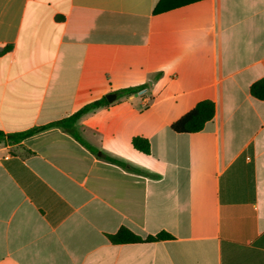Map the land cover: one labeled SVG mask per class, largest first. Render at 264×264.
<instances>
[{
	"label": "crops",
	"instance_id": "0c3cea01",
	"mask_svg": "<svg viewBox=\"0 0 264 264\" xmlns=\"http://www.w3.org/2000/svg\"><path fill=\"white\" fill-rule=\"evenodd\" d=\"M162 1L0 0L2 134L115 95L0 141V264H264V0Z\"/></svg>",
	"mask_w": 264,
	"mask_h": 264
},
{
	"label": "trees",
	"instance_id": "16d2710c",
	"mask_svg": "<svg viewBox=\"0 0 264 264\" xmlns=\"http://www.w3.org/2000/svg\"><path fill=\"white\" fill-rule=\"evenodd\" d=\"M174 3H170V2ZM180 1V0H179ZM178 0H163L160 2L155 10L154 13H160L167 11L169 9L175 8L178 6V3H184V0H181L179 2ZM186 2V0H185ZM125 93H132L133 90H126ZM250 95L260 101H264V79H261L255 83H253L249 88ZM107 100L105 98H102L99 101L93 102L92 104L82 108L72 116L65 118L63 120H60L58 122H55L53 124H49L46 126H42L39 128H34L25 132L16 133V134H8L4 135L0 132V141H3L5 143H18L21 140L32 136L36 133H39L41 131L47 130L49 128H59L66 133L73 136L78 142L85 145L82 139L77 135L74 125L78 121V119L86 112L95 109L101 105H106ZM214 115V108L213 104L209 101H201L195 105V107L190 110L188 113L183 115L181 118H179L177 121H175L171 125V130L175 133H182V134H190V133H196L202 130L205 123L210 121ZM132 147L143 153V154H149V143L147 140L135 137L131 141ZM110 242L113 244H123V243H140L143 242L141 238L131 233L126 228H120L114 235H111L108 237ZM170 236L167 234H158L155 237H148L145 239V241H154V240H166L169 239Z\"/></svg>",
	"mask_w": 264,
	"mask_h": 264
},
{
	"label": "water",
	"instance_id": "95a60500",
	"mask_svg": "<svg viewBox=\"0 0 264 264\" xmlns=\"http://www.w3.org/2000/svg\"><path fill=\"white\" fill-rule=\"evenodd\" d=\"M105 98L108 103H111L115 99V95H108Z\"/></svg>",
	"mask_w": 264,
	"mask_h": 264
}]
</instances>
